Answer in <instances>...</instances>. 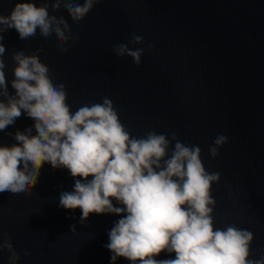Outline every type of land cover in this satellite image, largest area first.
Instances as JSON below:
<instances>
[{
	"label": "water",
	"instance_id": "1",
	"mask_svg": "<svg viewBox=\"0 0 264 264\" xmlns=\"http://www.w3.org/2000/svg\"><path fill=\"white\" fill-rule=\"evenodd\" d=\"M15 2L0 0V14H9ZM49 12L63 16L78 39L64 45L65 53L55 35L45 38L37 30L22 40L14 28L5 31L9 93L15 92L12 53L38 52L53 82L65 85L73 112L108 97L132 136L154 130L198 145L206 170L220 173L211 190L215 228L234 224L251 231L250 258L264 256V0H100L79 24L63 6L54 11L49 3ZM134 35L143 42L130 43ZM117 44L143 49L141 63L117 57ZM33 125L22 111L0 131V145L18 143L17 130L32 128L35 135ZM218 135L227 142L212 158ZM74 183L68 169L44 163L29 196L0 193V239L7 234L16 264H113L105 245L123 214L92 213L80 223V208L59 206L60 193L73 191ZM156 258L174 259L175 253ZM0 264H10L6 249ZM115 264L131 261L118 257Z\"/></svg>",
	"mask_w": 264,
	"mask_h": 264
},
{
	"label": "clouds",
	"instance_id": "2",
	"mask_svg": "<svg viewBox=\"0 0 264 264\" xmlns=\"http://www.w3.org/2000/svg\"><path fill=\"white\" fill-rule=\"evenodd\" d=\"M99 2L16 0L9 14H0V131L13 125L23 111L34 121L36 132L17 130L18 143L0 145V193L29 196L43 164L49 163L54 169H68L74 178V190L60 193L59 206L80 208V223L92 213L123 214L114 222L105 245L113 264L118 257L131 264H264V256L250 258L251 231L234 224L215 228L216 201L211 190L220 173L206 170L198 145H186L175 133L169 139L154 130L143 137L132 136L108 97L73 112L65 85L53 82L38 52L12 53L15 92L9 93L3 33L14 28L22 40L34 37L37 30L45 38L55 35L60 51L66 53L64 45L78 36L71 34L63 16L49 12V3L54 11L63 6L79 24ZM142 42L139 35L130 41ZM113 52L117 57L130 56L139 65L143 49L117 44ZM226 142V136H216L210 156L216 158ZM71 231H76L74 224ZM4 249L10 264H16L19 256L7 234L0 239V250ZM162 252L175 253V258L157 259Z\"/></svg>",
	"mask_w": 264,
	"mask_h": 264
}]
</instances>
